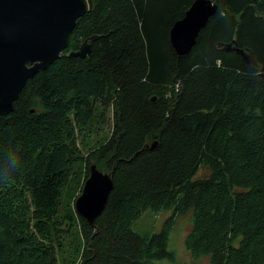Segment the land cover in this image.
<instances>
[{"label":"trees","instance_id":"1","mask_svg":"<svg viewBox=\"0 0 264 264\" xmlns=\"http://www.w3.org/2000/svg\"><path fill=\"white\" fill-rule=\"evenodd\" d=\"M92 1L62 57L0 116V264H60L64 242L72 264L173 263L174 217L188 214L193 259L264 264V0H212L181 59L170 31L195 0ZM95 35L92 57L67 56ZM234 41L256 67L225 49ZM97 110L113 129L84 154ZM94 163L114 189L90 226L75 202ZM168 210L160 232L134 230Z\"/></svg>","mask_w":264,"mask_h":264},{"label":"water","instance_id":"2","mask_svg":"<svg viewBox=\"0 0 264 264\" xmlns=\"http://www.w3.org/2000/svg\"><path fill=\"white\" fill-rule=\"evenodd\" d=\"M92 8V0H0V116L14 112L15 102L28 81L62 57L78 20ZM218 11L219 6L212 0H195L185 16L173 25L170 42L179 57L191 53L200 33ZM97 38L95 35L85 39L68 57H91ZM225 49L256 65L236 41L225 45ZM157 145L155 141L145 149L151 151ZM89 171L75 210L94 226L108 205L114 181L111 173L101 171L95 163Z\"/></svg>","mask_w":264,"mask_h":264},{"label":"rangeland","instance_id":"3","mask_svg":"<svg viewBox=\"0 0 264 264\" xmlns=\"http://www.w3.org/2000/svg\"><path fill=\"white\" fill-rule=\"evenodd\" d=\"M96 115L97 118L93 121L92 131L88 138V144L86 147L81 148L84 154H87L88 149L96 145L98 142H105V140L110 136L113 129L112 113L110 110L107 111V115L105 118L101 117L100 110H97ZM85 157H87V155H85ZM206 174L207 171L203 169L199 172L197 177H205ZM75 188L78 189V186ZM67 210H69V203L66 189L63 196L60 216L65 215ZM171 217H173L172 210L162 211L158 214H155L152 211H147L144 213L142 218L136 223V225L134 226V230L144 235H151L152 233L160 232L162 227ZM174 221L175 223L170 233L169 250L175 253V262L170 263L168 261H164L158 262L157 264H209V259L207 257H203L198 260L193 259L185 246L186 237L192 227L191 214L182 217H174ZM64 228L67 229V226L65 225ZM75 234L76 232H73L72 236L75 237ZM68 237L69 236H65V239ZM76 239V245H78L80 243V238ZM64 245V256L61 257V254L58 255L59 263L65 264L66 262V264H72L75 258L73 257L75 255V249H73V245L69 246V244H67L66 242H64ZM67 255H69L70 258ZM76 262L79 263V258L76 260Z\"/></svg>","mask_w":264,"mask_h":264},{"label":"bare ground","instance_id":"4","mask_svg":"<svg viewBox=\"0 0 264 264\" xmlns=\"http://www.w3.org/2000/svg\"><path fill=\"white\" fill-rule=\"evenodd\" d=\"M197 42H198V40H197ZM196 44H197V43H196ZM68 48H69V47H68ZM93 49H94V48H93ZM175 52H176V51H175ZM176 54H177V53H176ZM177 55H178V54H177ZM188 55H189V54H188ZM67 56H68V55H67ZM92 56H93V55H92ZM92 56H91V57H92ZM183 56H187V55H183ZM183 56L179 57V55H178L179 59H181ZM74 58H76V57H74ZM89 58H90V57H89ZM85 59H86V58H85ZM155 99H156V98H155ZM155 99H154V101H155ZM144 150H147V149H144ZM103 213H104V212H103ZM103 213H102V214H103ZM101 216H102V215H101ZM101 216H100V217H101ZM80 217H81V216H80ZM100 217H99V218H100ZM83 219H84V218H83ZM84 220H85V219H84ZM85 221H86V220H85Z\"/></svg>","mask_w":264,"mask_h":264}]
</instances>
